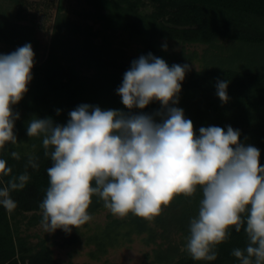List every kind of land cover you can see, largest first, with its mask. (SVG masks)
Returning <instances> with one entry per match:
<instances>
[{"label":"clouds","instance_id":"clouds-1","mask_svg":"<svg viewBox=\"0 0 264 264\" xmlns=\"http://www.w3.org/2000/svg\"><path fill=\"white\" fill-rule=\"evenodd\" d=\"M165 50L168 44L163 45ZM35 52L25 43L10 53H0V149L17 144L14 129L20 119L13 111L28 92L33 79ZM189 64H169L148 53L131 62L117 89L129 112L102 109L83 103L69 112L66 124L33 117L27 124L30 137L42 138L49 186L40 203L41 226L52 233H71L93 220V196H99L113 215L133 214L149 221L159 216L178 195L202 190L198 215L189 224L186 250L196 261H215L218 245L230 230L244 231L248 243L232 254L239 264H264V165L261 152L241 142V132L228 125L199 128L178 107L182 82ZM230 81L218 80L217 96L227 102ZM159 102L162 111L143 110ZM60 110L57 109V112ZM159 117V119H157ZM10 155L20 159L19 152ZM29 155L25 171L14 175L0 157V206L17 207L13 191L30 180ZM7 178V179H6Z\"/></svg>","mask_w":264,"mask_h":264},{"label":"trees","instance_id":"trees-1","mask_svg":"<svg viewBox=\"0 0 264 264\" xmlns=\"http://www.w3.org/2000/svg\"><path fill=\"white\" fill-rule=\"evenodd\" d=\"M87 2L93 8L95 19L105 23L106 28L95 33L89 27L82 30L58 13L50 53L43 64L34 67L28 92L18 105L13 106V111L20 114L14 129L18 143L0 149V157L8 161L14 175L25 171L29 155L38 157L39 168L29 166L30 180L26 187L11 193L17 202L14 210L8 212L0 206V264H62L55 257L53 246L64 247L78 239L72 231L66 233L61 229L65 234L63 242L40 236L38 242L30 241V229L42 220L40 203L49 186L47 168L52 161L45 155L42 138L27 134V124L33 117H51L55 123L66 124L70 118L69 112L83 103L102 109L130 111L117 93L123 74L131 64L118 63L120 52L111 47L112 41L117 39L114 35L116 32H120V35L127 33L129 38L140 40L145 45L142 55L152 53L164 59L169 66L173 64L172 57L167 56L164 48L161 49L167 41H175L183 47L215 46V43L223 40L240 45L227 62L223 58L221 64H216L215 54L207 55L201 70L191 69L187 72L177 106L192 120L197 135L201 126L215 125L226 130L231 125L239 129L241 142L257 147L261 152L260 163L264 165V0ZM147 7L152 10L142 13ZM18 22L0 17V44L6 46L5 54L25 43L33 44L34 27L21 26ZM84 34L87 36L85 41L80 38ZM101 36L103 44L94 46L92 38ZM61 61H78L79 66L94 70L95 76L82 77L75 72H67ZM177 64L183 65L181 62ZM64 77L69 79L64 82ZM218 80L230 81L227 89L230 99L227 102H222L216 94ZM57 109L60 111L57 112ZM132 111L155 114L162 111V105L153 102L143 110ZM12 151L19 152L20 159L13 158L10 155ZM201 198L200 188L191 196L178 195L152 221L133 214L123 220L112 219L103 236L95 235L94 240L105 253L108 247L121 246L125 240L131 242L135 233L139 235L148 231L152 234L149 240L154 241L158 228L162 230V235L174 229L176 234H180L181 241L170 244L165 253H156L157 263L239 264L232 252L235 248H245L248 243L243 227L239 232L234 228L230 230L228 239L215 249V261H196L187 252L185 246L190 234L189 224L198 215ZM103 210H106L103 200L94 195L89 212L95 215ZM109 218H112V214H109ZM151 224H155V227L152 228Z\"/></svg>","mask_w":264,"mask_h":264},{"label":"rangeland","instance_id":"rangeland-1","mask_svg":"<svg viewBox=\"0 0 264 264\" xmlns=\"http://www.w3.org/2000/svg\"><path fill=\"white\" fill-rule=\"evenodd\" d=\"M151 10V7H147L143 9L142 13ZM58 13L67 17L75 25H79L82 30L89 27L95 33V31H102L106 28L105 23L95 19L93 8L87 0H0L1 18L19 21L18 23L21 26L34 27V41L32 44L36 61L34 67L43 64L50 53ZM107 27L109 28V26ZM114 35L117 39L112 41L111 47L112 50L117 49L120 52L119 64L130 65L134 59L143 54L145 45L140 40L129 38L127 33L120 35V32H116ZM86 37V34L83 37L80 35V38L84 41ZM102 40V36L92 38L93 45L103 44ZM167 44L168 49L165 51H167V56L171 55L173 64L178 62L189 64L192 66L191 69L194 70H201L205 66L207 55L215 54L216 64H221V59L224 58V61L227 62L228 57H232L240 47V45L225 40L215 43V46L186 45L183 47L182 44L175 41H167ZM163 45L161 49H163ZM5 47L0 44V53H3ZM218 58L220 59L218 60ZM61 65L67 72H75L78 76L90 78L95 76L94 70L79 66L78 61H61ZM68 79V77H64L63 80L65 82ZM109 214L112 213L108 209L103 210L93 215V220L82 226L81 229L74 227L72 234L76 235L78 239L75 243L69 244V242L64 247L53 246L55 257L62 264H159L155 261L156 253H160V251L165 253L170 244L181 241L180 236H178L180 234H176L174 229H170L169 234L162 235L160 234L162 230L158 228L155 230L157 234L154 241L149 240L152 234L148 231L139 235L135 233L131 237V242L125 240L121 246L108 247L107 251L102 253L96 239L94 240L95 235L103 236V232L112 219H124V217L113 214L112 218H109ZM151 227H155V224H151ZM29 234L32 235L30 240L32 243L38 242L40 237L55 238L59 243L63 242V238H65V234L61 229L48 233L43 229L41 223L30 229Z\"/></svg>","mask_w":264,"mask_h":264}]
</instances>
